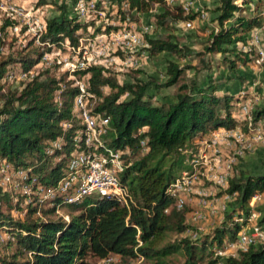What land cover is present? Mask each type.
Masks as SVG:
<instances>
[{"label":"trees","instance_id":"trees-1","mask_svg":"<svg viewBox=\"0 0 264 264\" xmlns=\"http://www.w3.org/2000/svg\"><path fill=\"white\" fill-rule=\"evenodd\" d=\"M67 2L32 0V6L50 4L58 14L43 19L39 45L30 38L15 55H0V81L31 71L44 53L62 43L78 45L80 35L98 15L91 16L89 22L80 20L71 10L75 0L69 1L68 8ZM104 2L114 8L119 22L126 18L132 21L140 14L168 31L174 29V23L197 15L192 10L184 13L179 3L167 4L165 0H96V8L101 10ZM249 3L217 0L212 10L216 29L209 31L200 51L170 34L144 35L149 56L165 53L174 58L166 62V78L161 84L175 86L170 101L153 99L147 93V82H119L103 65L88 64L73 72L92 96L87 97L88 102L94 98L91 113L109 119L107 132L101 136L103 146L122 150L118 182L125 189V202L115 196L86 195L65 204L71 212L67 219L57 216L48 205L36 215V207L29 202L24 205L23 217L17 218L11 211L19 209V203L12 199L22 202L24 195L0 186V232L13 238L0 243V264H91V259L111 255L118 258L116 264H133L138 256L142 257L138 264H264V238L234 255L215 254V249L236 238L255 210L259 213L256 225L264 231V199L255 207L248 206L249 199L264 190V169L257 174L244 169L230 172L223 190L230 199L224 204L220 224L206 234L184 235L190 228L188 209L176 208L167 193L169 185L190 170V158L196 153L194 142L202 140L209 130L234 129L240 123L234 114L247 96L242 91L216 93L220 81L212 75L209 57L220 56L217 66L227 72L225 81L230 72L242 82L237 69L252 64L257 56L252 46L246 48L245 38L261 23L259 13L264 10V0H255L251 7ZM109 23L104 32L117 29V24ZM14 25L15 20L6 17L0 31ZM22 29L24 26L19 31ZM192 58H197L199 67L178 62ZM56 67L36 70L18 81V89L0 82V161L5 160L11 171L26 172V179L18 180L20 185L33 178L35 184L54 185L69 156L87 149L79 140L82 125L72 109L78 89L66 71L55 76ZM188 69L193 70L190 77L185 76ZM126 94L128 97L122 98ZM243 119V131L248 124L261 123L264 136V102L251 106ZM56 139H60V147H50ZM29 188L32 190L33 184ZM58 200L61 195L56 193L51 201ZM177 254L183 256L182 262L175 260Z\"/></svg>","mask_w":264,"mask_h":264},{"label":"rangeland","instance_id":"rangeland-1","mask_svg":"<svg viewBox=\"0 0 264 264\" xmlns=\"http://www.w3.org/2000/svg\"><path fill=\"white\" fill-rule=\"evenodd\" d=\"M56 1L59 2V0ZM69 1L70 0H66L67 8L69 6ZM216 1L217 0H192L191 10L197 12V14L200 11L205 12L206 18L201 20L196 19L195 17L192 19L193 21L190 27H185L184 22L179 21L174 23L173 30L168 31L163 27H156L150 17L140 14L138 17L132 18V21H127L132 26L131 29H133L134 32H140L143 27H146V30L148 31L146 35L148 36H166L167 34H170L178 42L200 51L203 44L207 42L209 31L213 28L216 29V25L212 21L213 16L216 14L212 11L216 6ZM254 1L250 0L251 3ZM238 2L239 1H237V3ZM251 3H249V7H251ZM102 7L101 10L103 14L98 15L96 20H91L93 24L88 26L87 31L80 35V41L85 46H87V42L91 37L103 31L106 24L109 22V24L112 25L119 23V21H117V15L114 13V8L110 7L106 2L102 4ZM242 13L246 15L247 10H244ZM56 14H58L57 10H55V7L50 4L34 7L32 6V0H0V24L6 17L15 20L14 26L7 28L4 31H0V37L2 39V41H0V55H15L17 51L25 48L26 41L30 38H34L33 44L35 46L39 45V41L36 42L34 36L37 26L41 24L45 17ZM91 16L94 15L78 19L89 22L90 19H93ZM260 17L263 19V16ZM23 26L24 29L19 31V28ZM13 27H15V29H13ZM95 28H99L100 30L94 32ZM114 31H117V29L110 30V32ZM250 35V32L249 36L246 35V44L252 45L255 50L259 49L264 52V29L259 32L255 43H253V38ZM65 44L66 43H62L59 47L52 48L50 51L51 53L47 52L49 57L46 60H42L40 63L38 62L37 65L31 69L30 73L34 74L36 70L39 71L46 67L56 65L57 67L53 72L55 76H60L62 72H65V69L62 67L63 62H73V55H75L67 50ZM102 45L107 46L108 49H106V52L104 51L103 54H97L98 51L103 48ZM87 49V52L93 55L95 63L97 65L105 66L108 70L114 73L119 82H137V80L147 82V93L151 94L153 99L163 101L172 100L175 86H161V84L166 78V62L168 59L174 60L173 57H170L165 53L149 56L146 49L141 48L140 51H143V53L138 51L131 54L138 62L135 67H131L129 60L124 61V58H126L125 55L117 50L116 46L109 41L101 43L95 42L92 47H88ZM256 54V59L253 60L252 64L237 69V73L242 76V82L233 78L235 76L230 72L228 73V79L225 81L224 79L227 72L221 66H217L220 62V56H210L211 64L214 67L212 75L220 81L216 93L223 91H242L246 94L247 99H249L250 106H253L254 104H262L264 102V55L259 59L257 51ZM78 58H80V56H78ZM56 60H59L60 63H56ZM178 62L179 64L189 62L192 65L200 66L199 63H197V58H192L189 61L178 60ZM192 72L193 70L191 69L186 70L185 76L190 77ZM198 76H200V74H198ZM64 77L66 80L67 76ZM24 79L15 77L14 79L9 80L3 79L0 82H5V86H9L10 89H18V81ZM103 90L106 91V88ZM124 97L126 98L128 95H123L122 98ZM234 115L240 123H238V127L234 128L230 133H225V135H230L229 139L225 140V135H223V133H218L216 136L213 135L216 130H209L203 135L202 140L198 141V143L194 142L197 144V152V150L204 148L203 146H205V143L208 140L211 138L213 139L214 136L216 137V145L214 148L205 147V149H203L206 163L199 167L198 179L190 186L192 189L191 192L193 193L190 194L189 198L183 205L188 209L186 213V222L190 226L184 235L191 234L192 236H195V234H206L211 228L220 224L224 204L230 198L225 199L223 197V190L226 186L224 184H216L213 176L216 175L217 177L219 174L223 173L227 163L231 164L230 172H235L236 169L243 168L250 173L257 174L264 169V143L260 141H251V132L248 129H246V131L242 130L244 123L241 120H244L243 116L240 115L239 111L238 114L236 111ZM238 150H240L239 155H237ZM204 192L205 194H203ZM263 199L264 195L256 199L250 198L248 206L255 207L256 205L261 204ZM24 212V203H21L19 209L14 211L13 216L21 218L23 217ZM62 213L71 212L64 207ZM251 213H254V216H249V220H247L241 228L245 232L249 231L253 224L256 225L257 219L259 218V213L256 210ZM175 260L177 262H182L184 258L177 254L175 255ZM116 262H118V258L114 255H111L105 260L91 259L90 261L91 264H116Z\"/></svg>","mask_w":264,"mask_h":264},{"label":"built area","instance_id":"built-area-1","mask_svg":"<svg viewBox=\"0 0 264 264\" xmlns=\"http://www.w3.org/2000/svg\"><path fill=\"white\" fill-rule=\"evenodd\" d=\"M96 0H75L71 10L78 17L83 18L90 15H102V10L96 8ZM167 4H172L174 2L179 3L181 9L184 13L191 10L192 0H165ZM126 5L124 4V8ZM263 16L261 23L254 27L250 36L253 38L252 41L255 43L258 34L264 29V10L259 13ZM206 13L200 11L196 15V19H205ZM126 18L125 20L117 24V31L114 32H100L95 34L93 38L88 40L87 46L83 45L79 39L77 46L73 47L68 45L66 48L71 52L74 61H64L62 67L68 73V78L73 80V85L77 87L78 93L72 99V109L76 113V116L81 122V129L78 132L79 140L83 146L87 147L85 150H79L74 154L70 155L66 161L63 175L54 185H43L35 184L34 178L29 180V183L20 185L18 180L26 179V172L24 170H9L8 163L5 160L0 161V186L4 189H11L13 192L18 191L24 195V200L18 202L16 197H13L12 201L27 204L32 203L36 207L35 214L39 215L40 208L48 206H53L54 213L63 218H68V213H62V209L65 204L73 203L77 200L82 199L84 196L95 194L98 196H115L125 202V189L119 185L118 174L123 169V164L120 158L122 153L121 149H114L112 147H104L102 144L101 136L107 132L108 128V117L100 113H91V107L94 103V98L92 101L88 102L87 97H92L89 93L85 91L84 83L77 79L73 72L78 69L84 68L86 65H97L93 59V55L87 52L88 47H92L95 42H107L114 44L122 54L125 55L124 61L129 60L130 66L135 67L137 62L136 58H133L131 54L140 51L141 48H147V43L144 40V35L148 33L146 27H143L140 32H134L132 26L129 24ZM193 20H185L184 26L190 27ZM44 24L41 22L37 26L34 32L35 40L38 42V37L43 31ZM15 29V27H13ZM107 44V43H106ZM52 46V44H50ZM103 48L98 51L97 54H103L106 52L107 46L102 45ZM252 45H246L248 49ZM253 47V46H252ZM147 51V50H146ZM259 59L262 58L264 52L262 50H256ZM143 53V51H140ZM51 53V52H49ZM80 56V58H78ZM49 54L44 53L39 63L42 60H46ZM76 57V58H75ZM56 63H60L56 60ZM32 74L30 71L27 73H20L16 78L24 79L30 77ZM5 79H12L11 75L5 77ZM249 99L245 98L239 103L238 111L243 117L248 113L250 109ZM263 122V121H262ZM261 123L258 126H251L248 124V130L251 132V141H260L264 143V136L260 128ZM233 129L222 128L220 130L214 131L216 135L218 133H230ZM213 131V130H212ZM222 131V132H220ZM230 135H225L224 139H229ZM216 137L211 138L205 143L204 148L197 150L190 158V170L183 172L178 178H176L167 188V193L173 198V203L176 208H181L185 201L189 198L191 192V185L198 179L199 167L206 163V158L204 154L206 148H214L216 145ZM60 139H56L51 142L50 147L59 148ZM139 144L144 146V140H140ZM98 147H104L103 150H98ZM240 154L238 150L237 155ZM231 164L227 163L225 165V171L213 176L214 182L219 185L226 186V180L230 173ZM29 184H33V189L29 188ZM59 193L61 195V200L51 201L53 197ZM205 194V192L203 193ZM264 195V190L260 193L254 194L251 199H256ZM225 199L230 198L228 194H224ZM15 209L11 211L13 215ZM25 211V206H24ZM254 216V213L249 215ZM247 220H249V218ZM242 228V227H241ZM136 237L138 236V230L136 232ZM264 238V231L260 229L258 225H252L249 231H243L240 229L236 235V238L232 241H228L222 244L219 248L215 249V254L218 255H234L237 250H244L250 243L255 240H261ZM5 240H13L12 236L8 234H2L0 232V243ZM28 258L30 253H26ZM108 259V258H107ZM142 257L138 256L133 264H138ZM105 260V259H103Z\"/></svg>","mask_w":264,"mask_h":264},{"label":"crops","instance_id":"crops-1","mask_svg":"<svg viewBox=\"0 0 264 264\" xmlns=\"http://www.w3.org/2000/svg\"><path fill=\"white\" fill-rule=\"evenodd\" d=\"M220 129H222V127L221 128H217V129H213V130H220ZM241 169H243V168H241Z\"/></svg>","mask_w":264,"mask_h":264}]
</instances>
